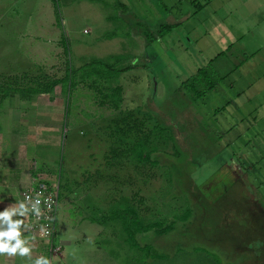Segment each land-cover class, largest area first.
Here are the masks:
<instances>
[{"label":"rangeland","instance_id":"rangeland-1","mask_svg":"<svg viewBox=\"0 0 264 264\" xmlns=\"http://www.w3.org/2000/svg\"><path fill=\"white\" fill-rule=\"evenodd\" d=\"M0 4L12 18L0 36V215L22 222L31 249L2 253L0 264H264V115L248 116L245 102L240 116L224 107L247 84L230 89L237 72L213 78L223 29L190 20L149 45L144 30L176 25L169 13L188 15L186 4L58 0L60 21L53 0ZM131 65L139 68L124 71ZM56 81L50 93L31 92ZM259 92H247L255 104ZM37 179L60 186V251L20 219V192ZM129 208L175 230L139 234L133 248L113 220Z\"/></svg>","mask_w":264,"mask_h":264},{"label":"crops","instance_id":"crops-1","mask_svg":"<svg viewBox=\"0 0 264 264\" xmlns=\"http://www.w3.org/2000/svg\"><path fill=\"white\" fill-rule=\"evenodd\" d=\"M172 3L175 9L186 4L187 10L190 11L185 15L173 13L164 7L170 11L169 16L176 21V25L183 26L190 20H197V24L202 27L216 25L223 29L222 38L225 44L219 49L220 52L213 56L215 59L209 60L212 64L213 78L222 84L237 72V79L229 81L230 89H237L238 84L241 85L242 82L247 84L243 88L239 86L235 100H227V104L224 105L226 110H233L234 107L240 116L243 110L241 103L245 102L253 106L248 116L264 115V99L261 98L260 102L255 104L257 98L247 93L253 89L264 91V0H172ZM10 19L12 20L2 18L0 15V36L4 23L12 25ZM203 34L206 38L210 37L208 30ZM207 46L211 45L207 43ZM247 75H253L254 80L245 82ZM257 95L264 97L261 92L254 94L256 97ZM240 120L244 122L245 118ZM252 121L254 123L252 129L259 131L257 118H253Z\"/></svg>","mask_w":264,"mask_h":264},{"label":"built area","instance_id":"built-area-1","mask_svg":"<svg viewBox=\"0 0 264 264\" xmlns=\"http://www.w3.org/2000/svg\"><path fill=\"white\" fill-rule=\"evenodd\" d=\"M60 186L42 179L20 192L18 210L27 233L51 251H60L57 240Z\"/></svg>","mask_w":264,"mask_h":264},{"label":"trees","instance_id":"trees-1","mask_svg":"<svg viewBox=\"0 0 264 264\" xmlns=\"http://www.w3.org/2000/svg\"><path fill=\"white\" fill-rule=\"evenodd\" d=\"M53 2H54V6H55V12L57 15V19L60 21L61 13H60V7L58 4V0H53ZM177 26H180V25H161L158 27V30L156 31V33L144 30L143 35H144V38L146 39L147 43L149 45H151L156 40H160L161 38L165 37L167 34L171 33ZM105 66L107 68H109V65L106 64ZM133 68H139V67L131 65L127 69H125L124 71L128 72V71L132 70ZM64 81L67 83V85L71 86V88H72V83H73L72 70L69 71V73H68L67 77L64 79ZM192 81L196 82L198 87L201 84V80L198 77H195ZM192 81H189L188 83H190ZM57 84H58V81L54 82L48 89H46V91H40V90L35 89V90H32L31 92H33L35 94H40L42 92L50 93L52 91V89L54 88V86H56ZM193 88H195V87H193ZM157 129L159 131H169V129L161 127L160 125H158ZM141 156L143 157L142 153H141ZM143 159L148 161L150 159V154H146ZM125 211L129 214L128 216H126L124 218H121V217L113 218V220H117V219L122 220V225H123L124 231L127 234V242L133 248H135V247L140 248L137 241H136V237L139 234L154 231V232H157L160 236H162V235L172 233L175 230V222L174 221L170 222L169 224L157 223V224L145 225V224L141 223V221L138 218V215L136 214V212L133 209L129 208ZM185 216H183V218L181 217L182 222H185L187 220L185 218ZM150 256H151L152 260L168 258L166 255L160 254V253H150Z\"/></svg>","mask_w":264,"mask_h":264},{"label":"clouds","instance_id":"clouds-1","mask_svg":"<svg viewBox=\"0 0 264 264\" xmlns=\"http://www.w3.org/2000/svg\"><path fill=\"white\" fill-rule=\"evenodd\" d=\"M0 219H3L9 223V228L6 231H0V254L7 253L9 256H15L19 250L21 257L30 256L31 249L24 247L25 241L21 239V233L18 230L21 221H11V213L6 211L0 215ZM15 241V244H12ZM36 264H47V261L37 260Z\"/></svg>","mask_w":264,"mask_h":264}]
</instances>
